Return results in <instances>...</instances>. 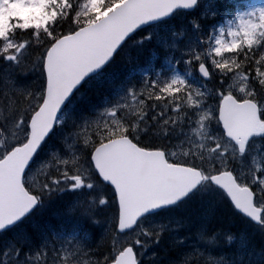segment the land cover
I'll return each mask as SVG.
<instances>
[{"label": "snow or ice", "instance_id": "snow-or-ice-1", "mask_svg": "<svg viewBox=\"0 0 264 264\" xmlns=\"http://www.w3.org/2000/svg\"><path fill=\"white\" fill-rule=\"evenodd\" d=\"M0 264H264V0H0Z\"/></svg>", "mask_w": 264, "mask_h": 264}, {"label": "trees", "instance_id": "trees-1", "mask_svg": "<svg viewBox=\"0 0 264 264\" xmlns=\"http://www.w3.org/2000/svg\"><path fill=\"white\" fill-rule=\"evenodd\" d=\"M229 2H231V0H229Z\"/></svg>", "mask_w": 264, "mask_h": 264}]
</instances>
